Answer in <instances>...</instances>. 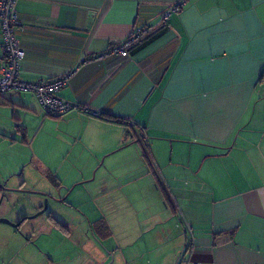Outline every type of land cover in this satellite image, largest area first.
Segmentation results:
<instances>
[{
	"label": "crops",
	"instance_id": "1",
	"mask_svg": "<svg viewBox=\"0 0 264 264\" xmlns=\"http://www.w3.org/2000/svg\"><path fill=\"white\" fill-rule=\"evenodd\" d=\"M15 6L21 76L70 74L58 94L82 108L0 93V140L18 150L0 161V193L18 196L0 216L63 199L20 224L22 245L46 264H264V0ZM152 23L128 58L106 55Z\"/></svg>",
	"mask_w": 264,
	"mask_h": 264
},
{
	"label": "built area",
	"instance_id": "2",
	"mask_svg": "<svg viewBox=\"0 0 264 264\" xmlns=\"http://www.w3.org/2000/svg\"><path fill=\"white\" fill-rule=\"evenodd\" d=\"M182 2H177L166 8L155 23H166L171 15L180 10ZM154 27L148 24L142 28L131 30L118 44L112 46L107 56L129 57V48L142 40ZM20 20L15 6V0H0V39L2 51V66L0 68V93L18 90L32 93L42 111L52 116H61L72 109H82L74 101L61 97L58 92L63 88L70 74L40 81H27L21 76V61L24 50L19 38Z\"/></svg>",
	"mask_w": 264,
	"mask_h": 264
},
{
	"label": "rangeland",
	"instance_id": "3",
	"mask_svg": "<svg viewBox=\"0 0 264 264\" xmlns=\"http://www.w3.org/2000/svg\"><path fill=\"white\" fill-rule=\"evenodd\" d=\"M17 152L18 150L15 148V146H11L7 142H3L0 140V161L5 165H7L5 162H8L9 164L12 163V161L18 156L16 155ZM17 197V195H10V197L8 198V196L4 197L3 194L0 193V203L1 201H13V199H16ZM10 209H13V207L10 206ZM33 219H27L26 221L31 222V220ZM11 227V225L0 222V264H46V261L43 262L42 255H38L36 253L33 245H29L26 247L22 245L23 243H21V238L25 239L29 235L28 230L26 231L24 229L15 228L18 234L17 235L1 229ZM21 245L24 248H22Z\"/></svg>",
	"mask_w": 264,
	"mask_h": 264
},
{
	"label": "water",
	"instance_id": "4",
	"mask_svg": "<svg viewBox=\"0 0 264 264\" xmlns=\"http://www.w3.org/2000/svg\"><path fill=\"white\" fill-rule=\"evenodd\" d=\"M6 183L5 182H0V186H3L5 189H7V186L5 185ZM10 189V188H8ZM11 189H14V188H11ZM59 195V194H58ZM48 198H52L54 200H58V201H62L63 199L60 198L59 196H53V195H46L45 199H44V202H43V206L38 209L35 213L31 214V215H26L24 217H22L19 221L17 222H14V221H11L10 219L6 218V217H0V222H3V223H6L8 225H11L12 227L14 228H17L19 229V226L20 224L27 220V219H33L35 217H37L38 215L42 214L46 209H47V199Z\"/></svg>",
	"mask_w": 264,
	"mask_h": 264
},
{
	"label": "trees",
	"instance_id": "5",
	"mask_svg": "<svg viewBox=\"0 0 264 264\" xmlns=\"http://www.w3.org/2000/svg\"><path fill=\"white\" fill-rule=\"evenodd\" d=\"M147 147H148L147 145H146V147H144V150H145L144 156H145V157H147V155H146V151L148 150V148H147ZM156 183H157V186H158V188H160V189H161V191H163V192L165 193V191H164V189H163L162 185H161V184H159V181H158V180L156 181Z\"/></svg>",
	"mask_w": 264,
	"mask_h": 264
},
{
	"label": "flooded vegetation",
	"instance_id": "6",
	"mask_svg": "<svg viewBox=\"0 0 264 264\" xmlns=\"http://www.w3.org/2000/svg\"><path fill=\"white\" fill-rule=\"evenodd\" d=\"M43 206V205H42ZM19 221V220H18Z\"/></svg>",
	"mask_w": 264,
	"mask_h": 264
}]
</instances>
